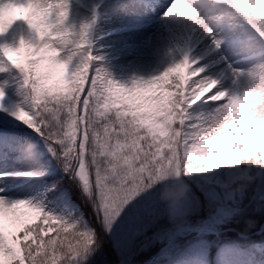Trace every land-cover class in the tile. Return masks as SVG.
<instances>
[{"label": "snow or ice", "instance_id": "snow-or-ice-1", "mask_svg": "<svg viewBox=\"0 0 264 264\" xmlns=\"http://www.w3.org/2000/svg\"><path fill=\"white\" fill-rule=\"evenodd\" d=\"M178 4L183 7L176 11ZM17 8L26 14L12 15ZM68 15L69 0H0V34L17 20L34 33L14 46L0 43V65L18 70L26 89L23 104L9 109L0 86V112L31 129L47 156L76 181L95 226L82 213L56 211L61 203L70 204L67 192L48 196L59 181L33 196L0 195V264H77L97 244L96 226L110 231L130 208H141L147 220L138 235L167 216L170 227L154 239L170 241L173 232L194 230L186 220L190 209L182 199V176L241 164L264 172V0H170L161 16L190 21L207 43L195 52L198 41L178 46L163 71L148 78L134 75L127 85L113 79L98 63L101 57L92 54L95 6L92 19L78 26L65 25ZM236 27L247 34V68L233 67L225 55L236 49L229 34L221 33ZM220 62L235 90L218 86L219 75L208 71ZM54 72L60 80L49 83ZM197 101L214 103L186 124L188 108ZM9 150L20 151L30 167L0 171V176L45 175L38 160L44 152L30 135L21 142L0 133V152ZM53 225L55 235L45 239ZM168 255L166 244L159 258Z\"/></svg>", "mask_w": 264, "mask_h": 264}, {"label": "rangeland", "instance_id": "rangeland-1", "mask_svg": "<svg viewBox=\"0 0 264 264\" xmlns=\"http://www.w3.org/2000/svg\"><path fill=\"white\" fill-rule=\"evenodd\" d=\"M106 1H112V3L105 6ZM132 2L133 0H104L97 22H95L90 31L94 37H99L95 51L93 52L96 56L101 57L98 63L105 66L113 79L126 85L130 84L131 78L134 75L148 78L163 71L176 57L177 47L182 46L187 40L184 30L179 26L182 25L179 19L162 18L161 13L158 15L154 14L153 16H144V11L148 10L147 5L144 3L139 5V16L129 22L130 25H135L136 29L131 27L129 29L126 28L125 26L127 25L123 21L129 20L125 14L134 8ZM94 6L95 8L97 7L96 4L89 0H69V15L65 21V25L78 26L82 21H90ZM99 6L101 4H98ZM180 7L183 6L181 5ZM13 10L12 15H22V9H19L15 14H13ZM225 33L229 34L235 46L242 47V49L236 48V54H233L231 50H228V54L234 60H238L240 59L238 55L241 52L245 53L243 55L244 61L242 62H246L247 59L245 57L248 55L247 48L245 47L247 34L239 27L232 29L230 32L225 28L221 34ZM21 36L27 39L30 36L34 37V33L24 21L17 20L5 33L0 34V43L14 46ZM197 41L195 50L199 51L200 47L207 43V37H203L199 29L194 36V42ZM203 62L201 61V63ZM222 63L210 65L208 71L213 75H219L220 85L218 86L235 90L238 86L233 85L232 82L228 86L223 84L228 71L222 68ZM244 66L246 68L251 65ZM53 76L60 77V73L54 72ZM21 82L22 79L19 77L7 73L0 75V86H3L6 93L3 100L6 108L11 109L16 105L23 104L26 89L21 87ZM207 112L200 109H192L188 112L189 119L185 123L190 124L198 116ZM14 122L15 120L12 117L8 116L5 112H0L1 125L11 126ZM28 167H30V164L23 159V156L19 155L17 150L0 152V171L11 172L13 170H24ZM246 175V170L243 172L241 169L236 168V166H225L222 169L211 170L200 176L199 178L209 185L206 187L207 192L215 190L219 195L210 197V209L204 210L207 214H203L204 216L201 215L198 218L195 217L196 212L192 209L190 201H187L190 209L186 216L188 224L191 226L193 224L191 222L200 221L198 224L214 230L215 233L213 234L218 236L219 233L227 229V227L222 226H225L229 220H232L239 208L245 205L246 202L255 204L264 203V190L255 188L249 191L233 186L236 181ZM26 178L28 177L0 176V189H3L0 195L6 194L10 198H22L44 192V188L39 183H29L26 181ZM146 221V219L142 218L141 208H130L126 210V214H122L121 218L109 231L114 239L115 247L122 251L121 258L123 259V263H125L127 255L133 254L137 243L148 240L158 231L155 230L160 227L159 225L157 227H150L146 232L138 235L137 231L142 229ZM204 222L207 223L205 224ZM205 231H186L184 232L185 235L178 236L181 239L174 240L169 244V255L166 256L167 259H165L166 262L164 264H198V250L203 245L198 242L204 241L201 235ZM148 233L153 234L146 237ZM193 244H197L198 246L189 251V245ZM230 248L229 241H223L220 252L229 251ZM161 249L159 253H161ZM221 256L225 262H232L234 260L232 254H222ZM77 264L85 263H83V259H80ZM252 264H264V259L257 260Z\"/></svg>", "mask_w": 264, "mask_h": 264}, {"label": "trees", "instance_id": "trees-1", "mask_svg": "<svg viewBox=\"0 0 264 264\" xmlns=\"http://www.w3.org/2000/svg\"><path fill=\"white\" fill-rule=\"evenodd\" d=\"M3 65L4 69L9 70L12 73L16 71L7 63ZM55 82L57 81H49V83ZM88 86L89 81H85V89ZM212 103L214 102H209L207 105H204L197 101L188 108V112L194 108L202 110L204 109L207 111L209 110L208 107L212 106ZM13 125L15 127H21L30 131L35 136H33V140L39 142L40 147L44 152L43 155H40V162L46 169L45 175L40 178V182H42L44 187L48 188L54 182L59 181L56 189L52 192H49L48 196L55 197L61 192L68 193L70 204L61 203L56 208V211H62L64 215L70 216H76L77 214L82 213L83 216L92 221L95 226V217L94 213L92 212L91 205L88 203L87 199L81 195V190L76 186V181L70 179L60 167V165L57 164L54 159L47 156L46 150L43 149V143L40 141V138L31 131V129L25 128V126L20 124L19 121H15ZM17 132L22 133L21 131ZM0 133L12 136L11 134L13 131L11 128L5 129L0 126ZM24 138L25 137H21V142H23ZM239 167L242 171L246 170L247 175L236 181L233 186L237 187L239 184L242 185V187L239 188L249 191L255 188L264 190V172H257L244 164L239 165ZM203 174L204 173H192L182 176L179 180L180 183L185 185L184 196L182 199L186 202L190 201L192 209L196 212V218L201 217L203 214H207V212L204 210L210 209L211 206L210 197L206 196V187L209 185L199 178ZM242 206V208H239L232 220H229L225 226H222L227 227L226 231L219 233L218 236L211 233H205L201 235L204 243L201 249L198 250V264H250L253 260L264 257V203L262 202L255 204L246 202V204ZM36 223L42 224V221L38 220ZM158 225L160 227L155 230L158 231L155 232L154 235L160 233L162 228L170 227L167 216L160 218L153 227H157ZM43 226L46 230L49 227V225ZM53 227L54 231L48 233L45 236V239H47L48 236L55 235V226L53 225ZM96 229L97 244L93 246L89 253L85 254V257L83 258V263L85 264L137 263L147 257L149 253L154 252L156 248L163 242L159 239H154V235H152L146 241H141V239V242L137 243L134 248L139 247L142 252L136 253L134 249L133 254L127 255L128 260L126 259L125 263H123V259L121 258L122 251L115 247L114 239L111 233L109 231L105 232L99 225L96 226ZM68 231L71 232L72 229H69ZM151 234L153 233H148L146 237ZM226 240L229 241L231 248L229 251L225 250L222 253L220 252L221 244ZM222 254H232L234 256V260L232 262H225L221 256ZM165 262V258H162L152 262V264H164Z\"/></svg>", "mask_w": 264, "mask_h": 264}, {"label": "bare ground", "instance_id": "bare-ground-1", "mask_svg": "<svg viewBox=\"0 0 264 264\" xmlns=\"http://www.w3.org/2000/svg\"><path fill=\"white\" fill-rule=\"evenodd\" d=\"M144 2H145L144 0H133L132 4L134 5V8L132 10H129L125 14L126 17H128L129 20L128 21H125V20L123 21V23L125 25H127V26H125L126 28L129 29L131 27L133 29H136V26L135 25H130L129 22H130V20H133V19H135V17L139 16V12H140L139 5L143 4ZM145 3L148 5L149 8H148V11H146V10L144 11L145 12L144 16H149V15L153 16L154 14L158 15V14L162 13L165 10V8L168 6V4L170 3V0H162V1L161 0H147ZM151 5H153L155 7H159L158 10H155L154 8H152ZM180 6L181 5L178 4L174 10H176V11L181 10L182 7H180ZM162 18L181 19L180 21H182V23H183L182 29H184L186 34L189 35L188 41L192 42L194 40V36L197 33L198 28L194 24H192L190 21H188L186 19H183V18H177V17H162ZM236 48L237 49H242V47H238V46H235V49ZM193 50H195V48ZM228 53L229 52L227 50L225 52V55L227 56L228 60L233 63V67L245 68L244 65H250V63H251L250 60H247L246 62H242L244 60V58H242V56L245 55V53H242V52L240 53V56H241L240 60H234V58L231 57ZM222 68H225V64L224 63H222ZM231 82H232V78H231L230 73L228 72V75H227L226 79H224V83L223 84H225V86H228Z\"/></svg>", "mask_w": 264, "mask_h": 264}]
</instances>
